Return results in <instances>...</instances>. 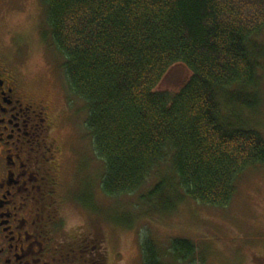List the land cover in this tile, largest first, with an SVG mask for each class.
Wrapping results in <instances>:
<instances>
[{
	"label": "trees",
	"instance_id": "obj_1",
	"mask_svg": "<svg viewBox=\"0 0 264 264\" xmlns=\"http://www.w3.org/2000/svg\"><path fill=\"white\" fill-rule=\"evenodd\" d=\"M42 1L69 91L86 106L104 195L136 192L157 174L148 199H162L160 208L174 205L180 191L224 207L237 178L264 166V136L238 113L259 102L264 50L253 37L264 29V0ZM179 64L189 73L185 82L159 90ZM169 248L175 261L194 253L186 239ZM141 257L165 264L151 240L142 242Z\"/></svg>",
	"mask_w": 264,
	"mask_h": 264
},
{
	"label": "rangeland",
	"instance_id": "obj_2",
	"mask_svg": "<svg viewBox=\"0 0 264 264\" xmlns=\"http://www.w3.org/2000/svg\"><path fill=\"white\" fill-rule=\"evenodd\" d=\"M8 2L0 8V41L28 90L35 98L50 100L57 114L55 135L64 155L62 180L64 175L66 187L71 189V202L66 199L62 209L65 226L83 228L87 222L90 229H99L107 264H142L144 240L154 242L165 264H263L264 166H251L237 178L234 193L224 207L200 204L182 197L179 190L182 195L174 205L160 208L162 199L157 203L148 199L149 191L159 180L157 174L136 192L117 197L104 195L103 165L94 154L85 127L86 106L69 91L63 58L51 44L44 3ZM253 42L264 50V29L253 37ZM188 74L184 66L174 65L157 88L175 92ZM257 74V107L238 113L247 128L264 136V56L259 59ZM222 111L227 114L229 107L225 105ZM161 170L169 172L165 165ZM174 238L193 244L190 259H172L169 243Z\"/></svg>",
	"mask_w": 264,
	"mask_h": 264
},
{
	"label": "flooded vegetation",
	"instance_id": "obj_3",
	"mask_svg": "<svg viewBox=\"0 0 264 264\" xmlns=\"http://www.w3.org/2000/svg\"><path fill=\"white\" fill-rule=\"evenodd\" d=\"M56 117L0 41V264H107L99 229L65 226L71 189L62 180Z\"/></svg>",
	"mask_w": 264,
	"mask_h": 264
}]
</instances>
